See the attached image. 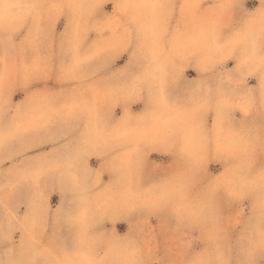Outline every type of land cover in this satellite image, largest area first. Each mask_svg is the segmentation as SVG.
I'll list each match as a JSON object with an SVG mask.
<instances>
[{
    "label": "clouds",
    "instance_id": "9594fccd",
    "mask_svg": "<svg viewBox=\"0 0 264 264\" xmlns=\"http://www.w3.org/2000/svg\"><path fill=\"white\" fill-rule=\"evenodd\" d=\"M0 264H264V0H0Z\"/></svg>",
    "mask_w": 264,
    "mask_h": 264
}]
</instances>
